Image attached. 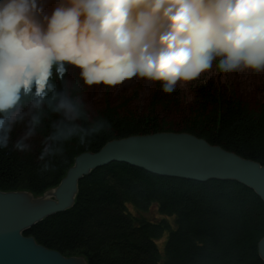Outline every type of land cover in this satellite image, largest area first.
Here are the masks:
<instances>
[{"label":"trees","instance_id":"1","mask_svg":"<svg viewBox=\"0 0 264 264\" xmlns=\"http://www.w3.org/2000/svg\"><path fill=\"white\" fill-rule=\"evenodd\" d=\"M56 3L47 0L45 12ZM65 66L68 78H79V70ZM142 80L149 81L144 96ZM121 84L84 85L85 95L89 88L100 91L90 106L108 126L84 144L75 138L65 142L47 170L38 157L48 121L29 139L27 151L14 147L25 132L24 123L15 125L7 147L0 148V189L40 194L59 182L76 155L95 152L112 139L155 132H187L264 165L259 91L245 97L232 85L209 79L192 83L189 94L175 87L165 93L161 81L137 75ZM130 87V93L117 90ZM263 231V202L238 182L159 176L111 162L79 181L73 207L24 234L65 255H83L87 264H264L257 252Z\"/></svg>","mask_w":264,"mask_h":264},{"label":"clouds","instance_id":"2","mask_svg":"<svg viewBox=\"0 0 264 264\" xmlns=\"http://www.w3.org/2000/svg\"><path fill=\"white\" fill-rule=\"evenodd\" d=\"M46 3L0 0V148L24 123L14 147L30 150L47 120L43 170L65 142L84 144L108 126L84 85L138 75L169 93L214 60L226 73L264 70V0H57L50 13ZM66 62L79 78L65 75Z\"/></svg>","mask_w":264,"mask_h":264},{"label":"water","instance_id":"3","mask_svg":"<svg viewBox=\"0 0 264 264\" xmlns=\"http://www.w3.org/2000/svg\"><path fill=\"white\" fill-rule=\"evenodd\" d=\"M111 162L126 163L159 176L194 181L230 180L251 189L264 204V165L187 132H155L112 139L95 152L76 155L59 182L40 194L0 189V264H87L83 255H65L24 233L75 203L79 181ZM264 261V231L257 242Z\"/></svg>","mask_w":264,"mask_h":264},{"label":"rangeland","instance_id":"4","mask_svg":"<svg viewBox=\"0 0 264 264\" xmlns=\"http://www.w3.org/2000/svg\"><path fill=\"white\" fill-rule=\"evenodd\" d=\"M74 66V70L78 72L80 69ZM138 76V75H137ZM140 79V76H138ZM220 80L222 84H229L232 85V87H235L238 89V91L245 97H248L253 94V92L259 91L260 93L258 95H264V70H261L259 72L252 70V69H244L240 71H233V72H223L217 67V60H214L212 63V67L209 68L206 71H203L200 73V75L192 80L188 81H177L175 88L179 89L182 94H189V88L192 83L198 80ZM103 82L100 81L99 84ZM122 84H126L127 79L121 81ZM149 81L142 80V90L143 93H141V96H144L148 92V88L146 86L148 85ZM151 85V84H150ZM149 87V86H148ZM90 90L86 93L85 99L87 102H91V100H95L96 98L100 97V91L94 90V88H89ZM126 89L127 92L130 93L131 87L129 88H122L117 90H124ZM167 234V233H166ZM166 234L164 237L160 238L157 242L159 245H161L164 241V238L166 237Z\"/></svg>","mask_w":264,"mask_h":264},{"label":"bare ground","instance_id":"5","mask_svg":"<svg viewBox=\"0 0 264 264\" xmlns=\"http://www.w3.org/2000/svg\"><path fill=\"white\" fill-rule=\"evenodd\" d=\"M207 181V180H206Z\"/></svg>","mask_w":264,"mask_h":264}]
</instances>
